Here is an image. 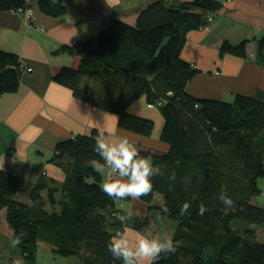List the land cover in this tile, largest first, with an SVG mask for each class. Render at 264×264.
<instances>
[{"label":"trees","instance_id":"16d2710c","mask_svg":"<svg viewBox=\"0 0 264 264\" xmlns=\"http://www.w3.org/2000/svg\"><path fill=\"white\" fill-rule=\"evenodd\" d=\"M219 7L214 0L179 6L157 0L131 25L113 12L103 29L77 45L78 66L62 67L52 76L78 100L114 114L119 129L143 137L151 135L154 121L128 109L140 98L158 107L163 117L158 138L168 151L139 150L160 169L152 190L139 200L160 222L174 221V249L155 264H264V237L259 242L250 227L264 224V207L252 203L264 178V92L236 94L231 102L196 98L186 88L198 72L180 57L186 34L206 28L207 13ZM25 8L26 0H0L3 12ZM37 9L60 17L66 3L37 0ZM247 43L223 41L219 53L245 58ZM254 46L256 60L264 64V33ZM74 49L66 45L58 51L74 55ZM23 71L16 54L0 51V97L18 90ZM95 135L94 129L60 140L50 161L65 169L61 187L52 189L40 176L27 202L17 195L22 180L0 170V212L16 246L11 255L22 264H36L40 243L54 255L76 256L81 264H122L108 250L111 236L128 224L138 232L149 227L148 216H133L124 224L117 219L124 213L101 190L102 174L87 163L100 160ZM221 193L233 201L230 209L219 199ZM154 195L162 197L160 206L151 205ZM184 203L189 208L182 212Z\"/></svg>","mask_w":264,"mask_h":264},{"label":"crops","instance_id":"0c3cea01","mask_svg":"<svg viewBox=\"0 0 264 264\" xmlns=\"http://www.w3.org/2000/svg\"><path fill=\"white\" fill-rule=\"evenodd\" d=\"M153 1L157 0H65V15L51 18L38 11L37 0H26L33 12L30 23L22 13L0 11V51L13 52L24 67L18 90L0 97V170L22 180L26 190L19 189L17 195L23 201L27 202V193L40 176L51 182L52 189L61 187L65 169L50 161L60 140L89 135L98 127L114 126L121 134L129 135L138 150H150L157 155L168 151L158 138L163 118L158 117V127L148 137L119 129L114 114L78 100L69 88L56 84L52 77L62 67L78 66L77 45L103 29L113 12L131 25L137 13ZM166 1L179 6L193 0ZM214 1L220 7L207 13L206 28L189 31L181 48L180 57L198 72L188 84L187 93L196 98L231 102L236 94L264 92V64L256 60L254 46V40L264 33V0H233L228 4L224 0ZM223 41L233 45L248 41L246 57L220 55L219 45ZM66 45L75 48L74 55L58 51ZM154 107L140 98L128 111L154 121ZM99 172L102 185L104 172ZM258 185L261 194L252 203L264 207V178L258 180ZM161 204L162 197L154 195L151 205ZM116 205L124 215L132 212L136 217L147 216L148 204L140 200H117ZM124 231L130 236L148 234L147 229L138 232L129 224ZM0 233L11 236L3 212H0ZM39 248L50 252L44 243L38 244ZM3 259V264L22 262L11 253Z\"/></svg>","mask_w":264,"mask_h":264},{"label":"clouds","instance_id":"9594fccd","mask_svg":"<svg viewBox=\"0 0 264 264\" xmlns=\"http://www.w3.org/2000/svg\"><path fill=\"white\" fill-rule=\"evenodd\" d=\"M94 152L100 160L87 163L94 169L104 172L101 190L115 200H139L152 190V177L160 174L150 157H142L129 135L121 134L114 126L98 127L94 137ZM106 169V171H105ZM219 199L226 208H231L233 201L221 193ZM188 203L182 205V212L187 211ZM168 209H163L167 213ZM206 208L201 205L199 214ZM134 213L117 216L122 223L131 220ZM19 241H16L18 243ZM174 244L171 239H161L151 234L130 236L127 231H118L108 242L111 255L122 264H155L161 254L172 252Z\"/></svg>","mask_w":264,"mask_h":264},{"label":"rangeland","instance_id":"374dc122","mask_svg":"<svg viewBox=\"0 0 264 264\" xmlns=\"http://www.w3.org/2000/svg\"><path fill=\"white\" fill-rule=\"evenodd\" d=\"M153 109H154L153 111L156 114V115H153L154 119H155L154 120L155 121L154 131H155L158 127V119H159L158 117H160V118H163V117L160 116V111H159L157 106L154 107ZM18 188L20 189V191L26 190V187L23 186L22 184ZM262 197H264V196H262ZM19 198H20V196H19ZM256 198L257 197L253 198V202H256L255 201V200H257ZM146 215L148 216V222L150 224V227L147 228L148 234L154 235L155 237H158L161 239H171L172 232L174 229V227H172L171 224H174V221H167V222L161 221L160 222L159 217L158 216L156 217V215L152 212H150ZM234 222H238V220L234 221ZM250 227L252 229L256 230V232L258 233V241L260 242L264 237V224L260 225V227H255L253 225H251ZM168 234L171 236H168ZM14 249H16V246H15V243L12 241V237L6 235V233H0V259H3L6 254L9 255L11 253V251H13ZM37 252H38L37 258H36L37 264H81V261H79V259L76 256L75 257L70 256V257H64L63 258L60 256H55L54 254H52L51 252H48L44 248L43 249L39 248ZM12 264H22V262L20 263V261L17 260L16 263H12Z\"/></svg>","mask_w":264,"mask_h":264},{"label":"built area","instance_id":"2783aa9c","mask_svg":"<svg viewBox=\"0 0 264 264\" xmlns=\"http://www.w3.org/2000/svg\"><path fill=\"white\" fill-rule=\"evenodd\" d=\"M231 1H233V0H224V3L228 4ZM17 12L24 14V18H25L27 23H30L32 21L33 12H31L30 8L21 9V10H18ZM208 20L210 21L211 18H208ZM200 29L202 30L203 28H200Z\"/></svg>","mask_w":264,"mask_h":264},{"label":"bare ground","instance_id":"6f19581e","mask_svg":"<svg viewBox=\"0 0 264 264\" xmlns=\"http://www.w3.org/2000/svg\"><path fill=\"white\" fill-rule=\"evenodd\" d=\"M24 15V14H23Z\"/></svg>","mask_w":264,"mask_h":264}]
</instances>
